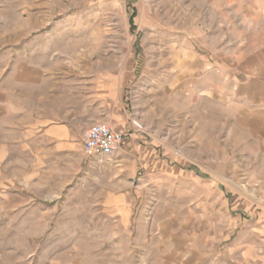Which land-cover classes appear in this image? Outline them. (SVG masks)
Returning a JSON list of instances; mask_svg holds the SVG:
<instances>
[{"label": "rangeland", "instance_id": "rangeland-1", "mask_svg": "<svg viewBox=\"0 0 264 264\" xmlns=\"http://www.w3.org/2000/svg\"><path fill=\"white\" fill-rule=\"evenodd\" d=\"M0 264H264V0H0Z\"/></svg>", "mask_w": 264, "mask_h": 264}, {"label": "built area", "instance_id": "built-area-1", "mask_svg": "<svg viewBox=\"0 0 264 264\" xmlns=\"http://www.w3.org/2000/svg\"><path fill=\"white\" fill-rule=\"evenodd\" d=\"M123 133L111 129L106 124H93L86 131L82 141V151L88 156L108 159L119 149Z\"/></svg>", "mask_w": 264, "mask_h": 264}, {"label": "crops", "instance_id": "crops-1", "mask_svg": "<svg viewBox=\"0 0 264 264\" xmlns=\"http://www.w3.org/2000/svg\"><path fill=\"white\" fill-rule=\"evenodd\" d=\"M55 128H57V127H55ZM64 152H67V153H74V151H72V150H70V151H63V150H61V151H60V153H64Z\"/></svg>", "mask_w": 264, "mask_h": 264}]
</instances>
